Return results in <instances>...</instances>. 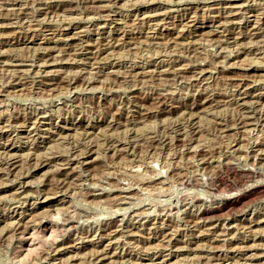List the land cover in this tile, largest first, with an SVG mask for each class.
I'll use <instances>...</instances> for the list:
<instances>
[{
    "label": "rangeland",
    "instance_id": "374dc122",
    "mask_svg": "<svg viewBox=\"0 0 264 264\" xmlns=\"http://www.w3.org/2000/svg\"><path fill=\"white\" fill-rule=\"evenodd\" d=\"M113 1L0 0V264H264V0Z\"/></svg>",
    "mask_w": 264,
    "mask_h": 264
},
{
    "label": "bare ground",
    "instance_id": "6f19581e",
    "mask_svg": "<svg viewBox=\"0 0 264 264\" xmlns=\"http://www.w3.org/2000/svg\"><path fill=\"white\" fill-rule=\"evenodd\" d=\"M90 1V0H89ZM116 1H118V0H114L113 2H116ZM41 4V3H40ZM231 5L230 6H228V15L225 17V18H227V17H233V15H235L234 14V10L237 8V7H239V6H236V5H234V4H232V3H230ZM13 5V4H12ZM48 6V5H47ZM44 8V7H43ZM45 10H47V9H49L48 7H45L44 8ZM44 9H43V11H44ZM10 12H11V15L12 16H14V17H21V15H25L24 14V11L23 10H20V9H17V8H11L10 10H9ZM9 12V13H10ZM29 16V15H28ZM150 17V16H149ZM193 20V19H192ZM188 22H190V23H192L193 21H191V20H189ZM8 26V25H7ZM259 27V26H258ZM258 27H256V26H254V27H252V29H254V30H258ZM105 28V27H104ZM252 35H253V38H260V39H258L257 40V42L258 43H263V44H261V46H256V47H253V48H247V49H241L238 53H237V55L235 56V57H239L240 56V54H244L245 52H251L252 50H255L254 52H258L260 49L262 50V51H264V41L262 42V37H261V35H260V33H258L257 31H255L254 33H252ZM117 38V37H116ZM256 41V40H255ZM259 45V44H258ZM194 47V46H193ZM189 49V48H188ZM192 50V49H191ZM249 50V51H248ZM260 53V52H259ZM258 54V53H257ZM44 55V54H43ZM49 54H47V56H48ZM263 55V54H262ZM261 55V56H262ZM264 56V55H263ZM256 57V56H255ZM46 60V59H45ZM53 62L55 63L56 61H55V59H53ZM55 64H57V63H55ZM4 65V64H3ZM7 65L8 66H10V67H20V65H18V64H6V67H7ZM45 65H47V66H50V65H53L52 64V61H50V64H47V62L45 61ZM211 67V66H210ZM43 68H45V67H43ZM18 70V69H17ZM15 71V70H14ZM22 71V70H21ZM44 71V70H43ZM139 72V71H138ZM189 71H188V69L187 68H185V67H177L176 69H174V70H172V72H168V71H163V72H160V73H158V70L157 71H147V72H144V74L145 75H141V76H139V74H138V76H137V73H135V72H129L128 74H124L123 76H121L122 77V80H123V82H130V81H135V80H138V78H143V79H145L146 77V79H145V81L147 80V79H150V80H163L164 78H166L167 76H171V78L173 79V78H177V77H182V75L184 74V73H188ZM142 74H143V72H141ZM101 74V73H100ZM201 74V73H200ZM199 75V74H198ZM198 75H197V77L195 78L194 77V80H198V79H200V77L202 76V74L201 75H199L200 77L198 78ZM194 76V75H193ZM117 77V76H116ZM168 77V78H169ZM17 78V77H16ZM18 80V79H17ZM165 80V79H164ZM196 80V81H197ZM242 81V80H241ZM240 81V82H241ZM19 82V81H18ZM241 83H243V82H241ZM17 84H19V83H15V85H17ZM22 84V83H21ZM130 84V83H129ZM240 91V90H239ZM245 92V91H244ZM237 95L238 96H240V95H246L247 96V94H245V93H242V94H238L237 93ZM153 98V97H152ZM158 98V97H157ZM246 97H240V98H236L235 99V101L233 102V104H234V107L236 108V110L237 111H235V113H238L239 112V114L241 115V117L240 118H238L237 119V126H239V127H234L233 129H242V128H245V126L246 125H251L252 123L250 122V112H252V111H254V110H252V107H251V105H249V101L251 102V100H246V101H244L243 99H245ZM264 98V97H263ZM248 99V98H247ZM250 99V98H249ZM255 99V98H254ZM260 99V98H259ZM209 99H205L204 101H208ZM231 100V99H230ZM261 100V99H260ZM224 101H225V99H224ZM248 101V102H247ZM256 102H257V100H255ZM255 101H254V103H255ZM204 102H202V104H203ZM222 103V102H221ZM227 103H228V101H227ZM252 103V102H251ZM258 103V102H257ZM256 103V104H257ZM202 104H199V106L200 105H202ZM224 104H226V103H224ZM255 104V105H256ZM228 105V104H227ZM230 105H231V103H230ZM229 105V106H230ZM264 105V104H263ZM156 106V105H155ZM164 106V105H163ZM198 106V105H197ZM253 106V105H252ZM184 107V106H183ZM254 107V106H253ZM257 107V106H256ZM169 108V107H168ZM178 108H179V106H178ZM235 108H234V110H235ZM260 108V107H259ZM203 109V108H202ZM168 110V109H167ZM175 110V109H174ZM200 110V109H199ZM177 111H178V109H177ZM186 112V111H185ZM195 112V111H194ZM258 112V111H257ZM183 113V112H182ZM203 113V112H202ZM253 113V112H252ZM139 114V113H138ZM188 114V113H187ZM238 114V115H239ZM260 114V113H259ZM264 114V113H263ZM189 115V114H188ZM254 115V114H253ZM259 116V115H258ZM263 116V115H262ZM187 117H189V116H187ZM191 118V117H190ZM193 118V117H192ZM252 118V117H251ZM262 119V118H261ZM233 120V119H232ZM190 121V120H189ZM263 121V120H262ZM190 123V122H189ZM215 123V122H214ZM235 123V124H236ZM251 123V124H250ZM195 124V123H194ZM234 124V125H235ZM224 125V124H223ZM192 126V125H191ZM197 126V125H196ZM189 127V126H188ZM194 127H195V125H194ZM225 129H227V128H225ZM263 129V128H262ZM164 131V130H163ZM222 131V130H221ZM220 131V132H221ZM223 131H224V129H223ZM87 132V131H86ZM191 132V131H190ZM195 132V128L194 129H192V134ZM241 132V131H240ZM250 133V132H249ZM190 134V133H189ZM189 134H188V136H189ZM197 135H198V133H197ZM195 136V135H194ZM193 137V136H192ZM182 138V137H181ZM193 139V138H192ZM152 140V139H151ZM178 140V139H177ZM181 140H183V139H181ZM187 140V139H186ZM185 140V141H186ZM189 140V139H188ZM191 140V139H190ZM127 141V140H126ZM126 141H124V142H126ZM180 141V140H179ZM107 142V143H106ZM106 146H105V149L106 150H108V151H111V150H115V152H118V150L119 149H117L116 150V148H117V146H119L118 145V143L120 142H118L117 140L116 141H114V140H112V139H109V140H106ZM124 142H120V143H123V144H125ZM128 142H129V140H128ZM181 142V141H180ZM186 142H188V141H186ZM190 142V141H189ZM194 142V141H193ZM130 143V142H129ZM129 143H126V144H128L127 146H130V144ZM182 143H184V142H182ZM190 143H192V142H190ZM232 143V142H231ZM186 144V143H185ZM188 144V143H187ZM189 145V144H188ZM237 145H239L238 144V141H236V140H233V143L231 144V148H234L235 146H237ZM257 145V144H256ZM256 145H251L249 148H251L250 149V151H254L253 150V147H256ZM2 146V145H1ZM0 146V147H1ZM189 146H191V145H189ZM185 147V146H184ZM120 148V147H119ZM1 149H3V153H4V158H2L1 159V161H0V164H2V165H6L9 169H10V167H14V165L16 164V162H17V160H16V157H17V155L16 154H13V153H11V152H17L16 150H17V148H15V147H9V146H6V147H1ZM121 149V148H120ZM123 150H125L126 149V147H125V149L124 148H122ZM121 149V150H122ZM189 149V148H188ZM122 150V151H123ZM187 150V149H186ZM2 151V150H1ZM47 151V150H46ZM190 151V150H189ZM188 151V152H189ZM112 152H114V151H112ZM119 152H120V150H119ZM186 152V151H185ZM262 152V151H261ZM94 153V151H93V147H88L87 148V150L83 153V154H81L80 156H79V158L76 160V161H69V162H66L64 165H68L67 167L68 168H71L70 167V165H72L73 163H75V165H76V163L79 165H86V167H89L90 166V164H91V161H89L90 160V158H91V155ZM184 153V152H183ZM187 153V152H186ZM204 153V152H203ZM260 153V152H259ZM115 154V153H114ZM261 154V153H260ZM33 155V154H32ZM1 158V157H0ZM31 159V158H30ZM33 159H34V157H33ZM58 158H57V156H53V155H47V156H42V157H40V158H38V159H36L37 160V163L34 165V170H38V169H40L41 167H43V166H47V165H49L50 164V162H52V161H56ZM209 163V162H208ZM79 167V166H78ZM28 171V170H27ZM27 173V172H26ZM66 173V172H65ZM250 174V173H249ZM24 176V175H23ZM29 176V175H28ZM71 176V175H70ZM67 179V178H66ZM72 179V178H71ZM70 178H69V180H71ZM66 182L67 181H64V179H62L61 181H60V183L61 184H66ZM58 184V183H57ZM60 185V184H59ZM24 187V185H23V182H21L20 183V185H19V189H22ZM22 192V191H21ZM21 192H18V194L19 193H21ZM56 195V194H55ZM72 196V195H71ZM232 203V202H231ZM236 205V204H235ZM231 207V206H230ZM233 207V206H232ZM231 207V208H232ZM234 209V208H233ZM227 210V209H226ZM157 222V221H156ZM19 223V222H18ZM163 225V224H162ZM169 240V239H168ZM67 245V244H66ZM96 253V252H95ZM78 254V253H77ZM103 256V255H102ZM99 257L98 256V254H96V255H94L93 256V263L94 264H102V262H103V257ZM90 258V257H89Z\"/></svg>",
    "mask_w": 264,
    "mask_h": 264
}]
</instances>
